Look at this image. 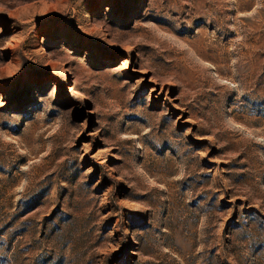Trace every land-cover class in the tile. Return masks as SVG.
Instances as JSON below:
<instances>
[{
	"label": "rangeland",
	"instance_id": "374dc122",
	"mask_svg": "<svg viewBox=\"0 0 264 264\" xmlns=\"http://www.w3.org/2000/svg\"><path fill=\"white\" fill-rule=\"evenodd\" d=\"M0 264H264V0H0Z\"/></svg>",
	"mask_w": 264,
	"mask_h": 264
}]
</instances>
